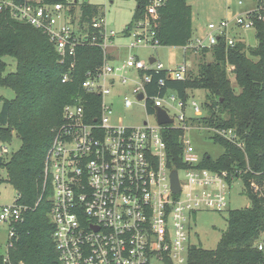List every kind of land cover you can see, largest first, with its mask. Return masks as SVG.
Returning a JSON list of instances; mask_svg holds the SVG:
<instances>
[{
  "label": "built area",
  "instance_id": "2783aa9c",
  "mask_svg": "<svg viewBox=\"0 0 264 264\" xmlns=\"http://www.w3.org/2000/svg\"><path fill=\"white\" fill-rule=\"evenodd\" d=\"M163 3L146 0L142 16L128 29L129 47H159L155 28L157 10ZM2 10L48 37L58 63L66 67L62 83L74 76L78 48L95 46L104 55L101 65L84 73L80 84L83 97L63 107L44 159L43 189L48 190L52 239L59 263L185 264L194 245L190 243V219L199 210L226 208L233 182L223 171L200 168L201 158L182 135L185 167L176 170L179 191H172V169L167 166L161 131L172 126L184 133L188 118L175 92L149 95L145 90L151 82L145 71L163 70L162 64L129 57L122 64L112 65L106 55L115 33L107 30L103 14L98 13L90 23L81 22L80 11L71 15L69 5L50 0H0ZM255 20L264 22V0H257L256 8L244 16L208 24L205 39L190 41L182 48L199 53L215 45L219 36L232 47L235 40L231 31L253 29ZM132 70L135 76L126 75ZM186 71L183 65L167 71L165 78L183 80ZM163 86L164 81L159 80L158 89ZM120 87L129 90L122 98L116 93ZM140 93L142 99L138 100ZM176 99L180 109L174 106ZM119 102L124 108L140 104L146 113L151 108L154 123L123 126L113 117V105ZM191 107L200 117L197 104L192 102ZM158 108L172 119L171 124L158 125ZM93 110L97 114L91 115ZM210 130L228 140L235 137L231 130ZM5 153L7 149L2 148L1 154ZM180 172L184 173L182 181ZM23 209L13 203L0 208V222L9 226L8 239L14 234L11 224L21 221ZM256 249L264 256V236Z\"/></svg>",
  "mask_w": 264,
  "mask_h": 264
},
{
  "label": "trees",
  "instance_id": "16d2710c",
  "mask_svg": "<svg viewBox=\"0 0 264 264\" xmlns=\"http://www.w3.org/2000/svg\"><path fill=\"white\" fill-rule=\"evenodd\" d=\"M50 1L69 5L67 0ZM134 1L136 7L125 35L146 5V0ZM70 13L74 14V7ZM97 15V7L81 4V22L90 23ZM155 29L160 47L187 45L192 29L191 8L186 0H164L157 10ZM253 30L257 44L251 48L240 40L227 46L224 37L219 36L215 45L199 52L202 58L209 53L211 60L200 62L196 74L183 80L166 79L165 69L145 71L151 78L145 85L149 95L171 90L184 103L192 91L206 92L203 115L188 118L187 122L206 129L231 130L235 137L228 140L213 134L211 140L224 152L217 159L204 154L198 166L223 171L229 181L240 180L249 200V207L227 213V227L216 248L205 250L192 245L185 264H264L263 254L256 249L264 236V22L255 20ZM103 56L95 46L78 48L74 76L62 83L66 67L58 63V54L48 37L8 11H0V59L9 57L15 62L13 70L6 71L7 64L0 61V88L14 94L11 100L0 97V144L9 145L13 138L20 141L18 150L7 159L0 155V169L6 175L0 184L9 185L16 194L13 204L24 208L21 221L11 224L14 234L7 241L5 254H0V264H60L52 239L48 190L43 189L44 159L63 107L83 97V75L101 65ZM159 80L164 81L161 89L157 87ZM153 113L148 108L147 114ZM161 135L168 168H184L180 144L183 131L168 126Z\"/></svg>",
  "mask_w": 264,
  "mask_h": 264
},
{
  "label": "rangeland",
  "instance_id": "374dc122",
  "mask_svg": "<svg viewBox=\"0 0 264 264\" xmlns=\"http://www.w3.org/2000/svg\"><path fill=\"white\" fill-rule=\"evenodd\" d=\"M70 7H74V12L80 11L81 4L87 2L97 7L98 13L103 14L105 26L108 31H113L115 37L112 46L107 50L109 60L112 65L122 64L129 57H136L140 61L147 62L149 58H154L156 62L162 64L167 71L176 70L183 65L186 66L185 77L194 75L197 72V66L202 61H210L209 53L201 57L197 53L185 51L182 47H129V37L124 34L127 26L132 20V16L136 7L134 0H67ZM191 8V41L196 39H205L209 30L208 24H218L223 20H233L237 16H244L246 13L256 8L257 0H186ZM72 3H75L73 5ZM124 34V35H123ZM233 40L242 41L246 47H254L257 42L254 36V30L246 31L233 29L231 31ZM114 55V57L112 56ZM0 61L7 64V70H13L15 62L9 57H2ZM136 72H127L126 75L135 76ZM232 86H235L233 77L228 76ZM129 92L128 88H119L116 93L122 98ZM173 94L172 91L167 93ZM206 92L203 90L192 91L184 102V114L186 118L196 117L193 113L191 103L195 102L201 109L200 116L203 115L202 103ZM0 97L11 100L14 94L11 90L0 88ZM176 109H180L179 100L174 102ZM1 108V102H0ZM167 108V107H166ZM179 111V110H178ZM113 117L119 119L123 126L139 127L143 123L152 125L154 117L146 113L143 106L133 103L129 108H124L121 102L113 105ZM187 129L183 133V138L188 140L193 147L194 153L198 158L204 154L212 159H217L223 154V148L215 144L211 140L214 134L212 130L198 127L196 124L186 123ZM14 134V133H13ZM14 136V135H13ZM20 147V141L13 138L9 145L0 144V155L6 159ZM2 148H6L8 153L1 154ZM5 171L0 169V181L5 179ZM179 179H184V173H178ZM3 184V183H2ZM0 184V205H11L15 199V192L8 185ZM249 207V200L243 192V185L240 180L233 182L227 197V206L221 211L199 210L189 221L190 226V243L201 247L205 250H214L220 239L221 233L227 227L226 217L231 210H238ZM8 230L7 224L0 222V254H5V241L7 240Z\"/></svg>",
  "mask_w": 264,
  "mask_h": 264
},
{
  "label": "water",
  "instance_id": "95a60500",
  "mask_svg": "<svg viewBox=\"0 0 264 264\" xmlns=\"http://www.w3.org/2000/svg\"><path fill=\"white\" fill-rule=\"evenodd\" d=\"M155 62L154 58H149V64H153ZM137 99L140 100L142 99V94L137 95ZM156 121L158 125H167L172 123V119H170L166 112L160 108L156 110ZM15 136V133L13 134ZM170 180H171V189L173 192H178L179 191V184H178V179H177V172L176 170H172L170 173Z\"/></svg>",
  "mask_w": 264,
  "mask_h": 264
},
{
  "label": "crops",
  "instance_id": "0c3cea01",
  "mask_svg": "<svg viewBox=\"0 0 264 264\" xmlns=\"http://www.w3.org/2000/svg\"><path fill=\"white\" fill-rule=\"evenodd\" d=\"M112 48H114L113 46H112ZM113 57H114V55H112ZM110 59H111V57H110ZM138 59V58H137ZM2 185H7V184H2ZM9 186V185H8ZM14 191V190H13ZM6 205V204H5ZM3 205H0V208L2 207ZM6 224V223H5ZM7 241H8V235H7V240L5 241V249H6V245H7ZM5 252H6V250H5Z\"/></svg>",
  "mask_w": 264,
  "mask_h": 264
}]
</instances>
